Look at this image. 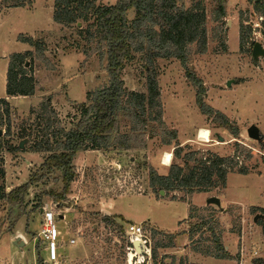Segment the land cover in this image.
Here are the masks:
<instances>
[{
  "label": "rangeland",
  "instance_id": "rangeland-1",
  "mask_svg": "<svg viewBox=\"0 0 264 264\" xmlns=\"http://www.w3.org/2000/svg\"><path fill=\"white\" fill-rule=\"evenodd\" d=\"M13 1L0 0V97L4 98L0 101V189L8 192L30 178L33 180L20 205L11 208L0 200V259L11 264H43L44 243L38 233L44 205L55 207L60 216L64 215L63 220L56 221L62 233L59 251L63 264H126L122 229L129 221H143L150 226L154 248L171 241V245L155 248L156 264L169 262L172 257L175 264H188L187 255L176 256L177 250L183 247V243L178 245L174 239L177 228L190 239L186 244L191 250L212 247L214 232L220 236L223 246L230 241L238 246L244 243L245 259L264 257V250L257 255L249 254L251 247L258 244V235L264 239L259 223L264 217L261 211L264 179L258 177H264V58L254 61L248 47L253 32L261 30L264 36V27H257L258 13L249 9L248 3H251L226 0L225 16L216 18L214 0L174 1L177 8L199 3L204 7L200 11L205 14L206 37L195 40L190 30L185 29L176 38V46L185 53L189 70L202 81L204 102L210 105L209 101L220 98L230 104L224 115L237 134L200 112L195 101L196 88L186 78L178 58L164 57L144 42L143 49L133 50L132 58L120 70L125 89L124 106L131 109L128 99L133 100L146 120L144 148L122 149L114 144L105 149L86 148L76 152L72 159V180L64 196L57 200L55 196L63 192L62 172L57 168L45 172L39 170L40 165L49 154L47 149L55 148L61 133L75 125L81 109L89 104L87 93L108 83L106 54L100 56L93 51L96 29L92 24L95 16L92 9L84 11L83 16L74 2L79 11L74 19L58 23L51 20L53 0H24L25 8H14ZM115 1L95 0V5ZM133 17L131 9L127 18ZM153 19L155 22L147 27L153 26L158 32L166 29L157 13ZM240 23L245 27L244 33H249L248 42L243 45L238 43ZM25 37L39 42V46L35 48L27 43L23 40ZM190 38L193 39L190 41ZM26 49L32 55L26 56L23 68L35 82L34 93L8 95L6 58ZM221 92L223 95L218 97ZM46 97H50L54 111L49 125L44 116L31 112V107H37ZM125 112L117 116V135L121 138L133 133L134 122ZM251 124L259 128L262 135L259 140L247 135L246 129ZM200 128L209 130L208 141L198 138ZM179 145L182 147L178 148ZM174 148L178 152L181 149L179 156L173 155ZM193 149L200 154L210 151L227 157L230 175L224 195L234 203L245 201L249 206L230 203L194 206L192 193L185 189L152 185L151 170L159 175L171 172L176 176L174 171L179 164L185 165V173L189 172L198 164L195 160L198 155L193 160L185 158ZM165 152L172 155L168 164L163 160ZM243 171L247 175L237 174ZM41 173L45 174L37 179ZM221 193L222 188L215 186L209 191V195L216 197ZM190 206L192 215L182 220ZM114 208L127 220L114 213ZM256 215L258 219L254 221ZM179 220L182 221L178 226ZM21 235L27 242L19 244V249L13 240ZM71 236L76 239L72 245L68 243ZM20 240L22 237L16 242Z\"/></svg>",
  "mask_w": 264,
  "mask_h": 264
},
{
  "label": "trees",
  "instance_id": "trees-1",
  "mask_svg": "<svg viewBox=\"0 0 264 264\" xmlns=\"http://www.w3.org/2000/svg\"><path fill=\"white\" fill-rule=\"evenodd\" d=\"M54 1L53 19L58 23H68L74 19L73 17L75 14L79 12L74 6V2H77L76 4L80 8V12H82L81 14L83 16L86 15L85 12L89 9L93 10L95 16L92 24H94L96 29V45L93 51L98 52L100 56L103 55V53L106 54L105 70L108 76V83L105 86L87 93L86 97L89 104L81 109L80 117L75 125L64 133H61V139L56 141L55 148L47 149L49 154L40 165L39 170L45 172H49L52 168L60 169L62 172L64 184L63 192L55 196L57 200L64 196L72 180V159L76 152L86 148L105 149L114 144L122 149L132 147L144 148L145 139H143V136L146 131V120L133 100L128 99V103L132 107L131 109L124 106L125 89L123 79L120 77V70L123 68L126 61L132 58V51H141L144 42H147L153 51H156L164 57L178 58L185 69L186 78L196 88L195 101L200 112L207 116H212L213 119L219 121L223 127L231 130V133L234 135L237 134V130L234 129V127L231 128V122L224 113L213 109V107L204 102L203 96L205 89L202 85V81L189 70L186 64L185 53L176 46V38H178L181 31L188 29L186 25L190 17L189 14L183 13L181 9L177 12V15L175 14V0H116L113 4L107 5H95V0ZM214 1L217 4L215 9L216 18L225 16L224 5L226 0ZM248 1L252 4L255 12L264 15V0ZM18 3L20 4L19 1ZM157 4H159V6H157ZM166 7L167 9H165ZM131 9L134 11V17L129 20L127 18V12ZM154 13L159 15L160 19H162V25L164 23L166 29H161L158 32L153 26L147 27L149 23L155 22L153 19ZM200 14L201 16L203 15L202 13ZM193 16L195 15L193 14ZM262 24L264 27V21ZM244 28V25L240 23L239 41L241 45L248 42L247 38L249 33L245 34ZM23 40L35 46V48L39 46V42L31 38L25 37ZM27 55L31 56L32 52L29 50L25 52H14L9 56L5 85V91L8 95H13L15 93L20 95H32L34 93L35 82H33L32 76L23 68L24 59ZM137 96L139 99H143V96L139 94H137ZM3 100L4 98L0 97V101ZM153 102L155 105L157 104V97H155V101ZM123 110L126 111L125 113L134 124L131 129L133 133L128 137L121 138L117 135L119 130L117 116ZM31 112L44 116V120H46L49 125V119L54 114L50 104V97H46L42 100L37 107H31ZM133 143L136 145L133 146ZM213 164H215V162ZM211 168H213V166H211ZM204 171L209 174L207 169ZM43 174L45 173H41L37 179L43 176ZM150 175L152 185L163 188L185 189L188 193L207 191L209 188V186L202 182L204 178L203 172H201L199 176H196L191 171V174L187 177V183L183 186L174 185L171 174L159 175L151 170ZM220 176L224 177V173H220ZM177 177H179L178 173H176V179H180ZM32 180L33 179L30 178L27 182L17 185L8 192L0 189V200L6 201L10 204L11 208L20 205ZM192 208L193 207L190 206L188 217L192 215ZM261 211L264 213V209H261ZM104 217L108 218L107 215H104ZM259 223L262 226V233L264 236V217L262 219L260 218ZM119 228L121 229V227ZM181 233L183 232L176 231L173 234L176 236ZM212 243V247L205 250H193L217 258H227L229 256L220 241V236L214 232L212 235ZM168 245H171V241L154 246L156 248L157 246ZM155 248H153L154 264H156ZM251 262L252 264H264V257H255ZM162 264L175 263L172 257L169 262L162 261Z\"/></svg>",
  "mask_w": 264,
  "mask_h": 264
},
{
  "label": "crops",
  "instance_id": "crops-1",
  "mask_svg": "<svg viewBox=\"0 0 264 264\" xmlns=\"http://www.w3.org/2000/svg\"><path fill=\"white\" fill-rule=\"evenodd\" d=\"M18 1L20 2V4L18 3ZM34 1H33V3H34ZM54 3H55V1L53 0V4H51V10H52V7L54 9ZM175 3H177V0H175ZM24 5H25V1L24 0H14L13 4L11 6H13L14 8H25ZM248 7H249V9H253L252 5L249 4V3H248ZM180 9H181V11L183 13L189 14L190 18H189V21H188L186 26L188 27V31L190 30L189 33L192 34V36L195 37V40H197L201 36H203L205 38L206 37L205 26H204L205 14L202 15V16L200 14L201 13L200 10L203 11L204 7L199 3V5L197 4V5H190L189 7H185V8H183V7L182 8H177L176 4H175L174 11H175L176 15H177V12ZM194 11H196V12H194ZM193 14L195 16H193ZM51 20H52V22L54 21L53 14H51ZM233 23L234 22L231 21V27L233 26ZM237 29H238V25H237ZM229 33H230V28H229V32H228V40H229ZM193 34H195V35H193ZM192 39L190 38L189 40L191 41ZM238 43H239V31H238ZM30 49H31V47H30ZM30 49H26V51H28V50L31 51ZM233 56L236 58V54H234ZM8 61H9V58H6V70H7V66H8ZM233 62H234V60H233ZM5 80H6V78H5ZM228 88H230V87H228ZM224 93H225V91H224ZM222 95H223V92H221V95H217V96L219 97V96H222ZM209 104L211 106H214L217 110H219L222 113L226 112L225 114H227V112H228V110L226 109V106L230 105L226 101V99H222L221 100L220 98H216L213 102L209 101ZM232 111L233 112H232L231 116H232V118L235 119V117H234V115H235L234 109ZM219 139L222 140L223 137H220ZM181 147H182L181 145L178 146V148H181ZM178 150L181 153V149H178ZM176 151H177L176 148H174L175 154L173 153V155H178L179 156V152L178 151L176 152ZM196 155H198V157H196L195 160L197 161L198 164H196L194 167H191V170L189 172H187V173L184 172L185 165L176 164V166L178 165V167H177L178 169H176V170L174 169L175 170L174 172L178 173L179 177H177V178H180V179H176V176H174L173 173H171V172L169 173L173 177L174 185H181V186H183V185H185L187 183L186 180H187V177L191 174V171L194 174H197L198 176H199V174L201 172L204 173V178H203L202 182L205 185L209 186V188H208L207 191H201V192L192 193L191 198L194 201L193 202L194 206H205V205H207L208 204V202H207L208 197L212 196V195H209V191H210L211 187H214V186L217 187V188H222V193L219 196H217L219 198V200H220V205L221 204L224 205V204L230 203V204H239V205H242V206H249V204H247L245 201L240 202V203H234L228 197H226V195H224L225 194V187H226V183H227L226 180H227L228 175H230V173L228 172L229 169H228L227 164H226L227 157H224V156H221V155H218V154H214L213 152H210V151H207L206 154L205 153L204 154H200L199 151H197V150L194 151V149H193L190 153H187V157L185 156V158L193 160ZM214 162H215V164H213ZM211 166H213V168H211ZM170 168H171V166L169 167V170H170ZM206 169L208 170L209 174L206 171H204ZM210 172H211V174H210ZM222 172L224 173V177L220 176V173H222ZM237 174L247 175V173H245L244 171L243 172H239ZM255 176H257V175H255ZM213 177L216 178L215 181L212 180ZM258 177L264 179L263 176H258ZM257 206H259V205H257ZM260 206H262V205H260ZM113 212L116 213V214L122 215L124 217V219L127 220V218L124 216V214H122L121 212L116 210V208H114ZM188 213H189V208H188ZM186 218H188V215L186 217H184L182 220H184ZM182 220L178 221V226H179V222L182 221ZM254 221H255V219H254ZM177 229L175 230V232L177 231ZM165 231L166 232H170V231H167V230H165ZM21 237H22L23 240H20V241L22 242V244H25L27 242V238L22 236V235L17 237L16 240H18V238H21ZM242 237H243V241H245L244 235ZM174 239L178 242V245L183 243V247H180L179 250H177V252H176L177 258L179 256H182V254L183 255H187L188 259H189L188 264H252L251 260H248L249 258L245 259V254L243 252L246 249V246L244 247V243L242 244V242H241L240 246H238L236 244H232L231 241L229 243L224 244V248L228 252L229 256L227 258H217V257H214V256L202 254V253H200L198 251H195L193 249L191 250L190 246L186 244V240H188L189 238L186 236L185 232H184V234L181 233L179 235H176L174 237ZM14 241L15 240H13V243H14ZM232 241H233V239H232ZM256 241L260 245L255 243V244H257L256 246H252L251 250L248 249L249 250V254H251V256L252 255H257L260 251L264 250L263 249V247H264V239H262L260 234L258 235V239ZM75 242H76V240H75ZM74 243H72V244H74ZM246 243L248 244L249 242L246 241ZM15 245H17V244H15ZM18 245H17L18 248L21 247V246H18ZM235 252L238 253V255H237L238 257H235ZM0 262H6V264H11V263L7 262L4 259H0Z\"/></svg>",
  "mask_w": 264,
  "mask_h": 264
},
{
  "label": "built area",
  "instance_id": "built-area-1",
  "mask_svg": "<svg viewBox=\"0 0 264 264\" xmlns=\"http://www.w3.org/2000/svg\"><path fill=\"white\" fill-rule=\"evenodd\" d=\"M263 20L264 15L258 13V28L262 26L261 22ZM260 31L261 30L253 32L254 36L249 38L248 47L252 48L255 41H259L264 47V36L261 35ZM62 217H64V215L60 216V213L55 211V207L47 205L41 207V228L38 234L42 236L44 243L43 264H63V255L59 251V248L63 244V241L59 239L62 237V233L58 229L56 222L58 219H62ZM119 226L122 225L120 224ZM122 231L125 239V263L154 264L153 237L150 226L145 225L143 221H129L123 225ZM75 240L76 239L71 236L68 238V243L72 244ZM135 242H138V248L134 245Z\"/></svg>",
  "mask_w": 264,
  "mask_h": 264
},
{
  "label": "water",
  "instance_id": "water-1",
  "mask_svg": "<svg viewBox=\"0 0 264 264\" xmlns=\"http://www.w3.org/2000/svg\"><path fill=\"white\" fill-rule=\"evenodd\" d=\"M251 57L253 60H257L259 57H263L264 58V47L261 45V43L259 41H255L252 45V48H251ZM247 131V135L254 139V140H259L261 138V134H260V130L259 128L255 125V124H251L247 127L246 129ZM207 202L208 203H214L216 205H220V200L218 197L216 196H210L208 197L207 199ZM257 215L254 217V219L256 220L257 219ZM15 244H21L22 245V242L21 243H17L16 240L14 241ZM134 245L136 246V248H138V242H135Z\"/></svg>",
  "mask_w": 264,
  "mask_h": 264
},
{
  "label": "bare ground",
  "instance_id": "bare-ground-1",
  "mask_svg": "<svg viewBox=\"0 0 264 264\" xmlns=\"http://www.w3.org/2000/svg\"><path fill=\"white\" fill-rule=\"evenodd\" d=\"M198 138L203 140V141H208L209 140V130L206 128H200L198 130ZM171 158H172L171 153L166 152L164 154V158H163L164 163L168 164L171 161Z\"/></svg>",
  "mask_w": 264,
  "mask_h": 264
}]
</instances>
